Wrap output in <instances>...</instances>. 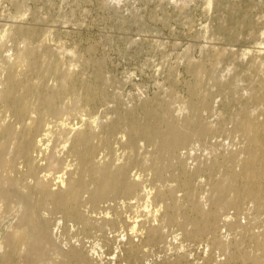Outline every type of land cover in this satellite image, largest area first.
I'll return each mask as SVG.
<instances>
[{
	"label": "rangeland",
	"instance_id": "1",
	"mask_svg": "<svg viewBox=\"0 0 264 264\" xmlns=\"http://www.w3.org/2000/svg\"><path fill=\"white\" fill-rule=\"evenodd\" d=\"M29 49L44 65H53L45 75L47 87L57 88L72 78L73 90L63 103L70 111L61 117L69 128L82 120L112 122L118 116L125 119L123 125L131 112L144 120L143 106L168 100L170 94L174 98L173 114L181 120L186 112L177 107L189 95L194 80L191 65L211 70L202 76L215 95V105L205 112L215 132L208 140L192 138L188 146L192 155L187 159L191 168L203 167L195 199L206 209L215 199L213 189L230 186V171L238 172V158L247 155L249 138L242 127L244 115L264 121V0H0V88L6 78L5 68L14 65ZM89 88L98 99L86 96ZM228 91L234 95H228ZM3 111L0 107V123ZM195 127L191 125L190 129ZM62 141L55 149L63 160L60 169L40 174L47 175L53 184L67 164L76 163L72 154L61 151ZM117 149L108 156L116 157L124 151L120 145ZM134 170L151 177L149 170L140 165ZM11 176L19 178L18 189L37 207L52 232L53 243L45 247L47 258L38 256V264H264V212H256L251 202L247 201L241 210L233 206L222 209L216 234L193 240L184 233L185 228H191L184 218L189 202L185 201V192L177 188V181L169 174L164 182L147 181L145 185L153 193L157 188L165 189L168 183L176 187V220L172 224L164 215L163 202H154L152 210H160L155 213V225L162 228L164 239L146 245L136 237L133 254L125 236L129 229L121 221L127 216L133 221L135 211L123 212L122 218L114 215L118 218L115 228L84 229L82 223L65 220L49 202L43 205L35 180L17 173ZM64 187L51 188L57 191ZM87 197L83 194L81 200L85 214L103 216ZM217 197H222L221 192ZM16 201L14 198L6 203L0 199V225L7 222ZM139 210L144 211V207ZM223 220L231 225L226 226ZM215 237L219 242H211ZM72 247L83 252L87 263L64 257L63 251ZM19 263L23 264L21 259Z\"/></svg>",
	"mask_w": 264,
	"mask_h": 264
},
{
	"label": "bare ground",
	"instance_id": "2",
	"mask_svg": "<svg viewBox=\"0 0 264 264\" xmlns=\"http://www.w3.org/2000/svg\"><path fill=\"white\" fill-rule=\"evenodd\" d=\"M52 66L44 65L29 49L19 56L14 65L5 68L6 78L0 88V107L4 110V119L0 123V199L6 203L14 198L17 201L10 209L7 222L0 225V251L7 248L0 254V264H20V259L23 264H38L37 257L46 259L45 247L53 243L47 220L20 192L19 178L11 176V173L35 180L34 187L42 194L41 203L49 202L55 211L63 213L65 220L82 223L84 229L115 228L118 225L115 216L122 218L123 212L135 211L133 221H129L130 216L121 221L129 229L125 236L131 245V252L137 247L134 241L136 237L146 245H154L164 239L162 228L155 225V213L160 210H152L154 202H163L164 215L172 224L176 220L174 210L178 199L173 194L176 187L168 183L165 189L157 188L153 193L152 188L148 189L145 185L147 181L150 184L155 180L164 182L168 174L177 181V188L185 192V201L189 202L184 218L191 228H183L186 236L193 240L216 234L222 209L233 206L241 210L248 201L254 204L256 212H264V121L250 114L244 115L242 125L249 138L245 148L247 155L238 158V172L230 171V186L213 189L212 198L215 199L208 209L195 199V187L200 183L198 177L203 167L191 168L192 165H188L187 159L192 155L188 146L192 138L208 140L215 132V128L207 123L208 115L205 114L215 105V95L211 88L205 86L202 76L207 71L210 74L211 70L191 65L194 80L188 84V97L177 107L180 112H186L181 120L173 114L174 98L170 94L168 100H159L152 106H143L145 102L142 105L145 116L142 121L131 112L128 123L123 125L125 119L122 121L118 116L112 122L98 118L82 120L69 128L61 117L70 111L63 103L69 91L73 90V80L68 77L57 88L47 87L45 75L53 70ZM86 92L89 99L97 98L98 94L92 88ZM231 94L234 95V92L228 91V95ZM261 100H264V95ZM125 117H128L127 114ZM191 125L196 127L191 130ZM59 135L61 138L57 137ZM59 140H63L61 151L72 154L76 163L73 166L65 164L60 171L62 174L56 175L58 181L53 184L47 180V175L40 174L60 169L63 160L55 152ZM139 141L144 144L140 145ZM53 142L55 144L51 145ZM117 145L122 146L124 151L116 157H109ZM11 153L13 157H7ZM217 160L219 158L209 165L210 169L215 167ZM139 165L149 170L150 178L134 170ZM53 185L65 187L54 191L51 188ZM216 190L221 192L222 197H217ZM229 190L230 194L227 195ZM32 193L35 192L32 190ZM83 194H88V202L101 209L103 216L85 214V209L81 208ZM169 199L171 203L167 202ZM141 206L144 207L142 212L139 210ZM223 223L231 225L227 220H223ZM212 241L219 242L216 237ZM63 255L69 261L74 259L87 263L83 252L76 247L63 251Z\"/></svg>",
	"mask_w": 264,
	"mask_h": 264
}]
</instances>
